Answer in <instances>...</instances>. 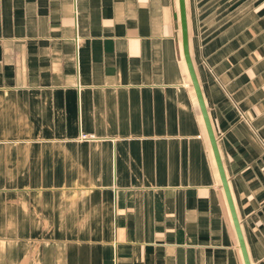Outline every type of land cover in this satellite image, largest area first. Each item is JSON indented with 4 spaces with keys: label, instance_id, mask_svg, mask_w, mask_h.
<instances>
[{
    "label": "crops",
    "instance_id": "obj_1",
    "mask_svg": "<svg viewBox=\"0 0 264 264\" xmlns=\"http://www.w3.org/2000/svg\"><path fill=\"white\" fill-rule=\"evenodd\" d=\"M190 49L264 264V0H187ZM0 264H245L179 0H0Z\"/></svg>",
    "mask_w": 264,
    "mask_h": 264
},
{
    "label": "water",
    "instance_id": "obj_2",
    "mask_svg": "<svg viewBox=\"0 0 264 264\" xmlns=\"http://www.w3.org/2000/svg\"><path fill=\"white\" fill-rule=\"evenodd\" d=\"M180 4V19H181V29H182V46H183V53L184 57L187 63V67L190 73L191 80L193 82V85L196 90L197 98L199 101V105L204 117L205 125L209 134V138L213 147V151L215 154L217 166L219 169L220 177L222 180V184L227 196V200L229 203L230 211H231V216L233 219V223L235 226V230L237 233L238 241H239V246L241 248L244 262L245 264H253L248 246L246 243V238L245 234L242 228V223L240 216L238 214V210L234 201V197L232 194V190L230 187V182L226 173V169L224 166V162L222 159V155L220 152L219 144H218V139L216 132L214 130L212 120L210 118V114L208 111V107L205 101V97L202 91V87L200 84V80L198 77V73L196 70V66L192 57L191 49H190V34H189V22H188V9H187V0H179Z\"/></svg>",
    "mask_w": 264,
    "mask_h": 264
}]
</instances>
